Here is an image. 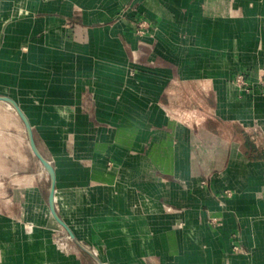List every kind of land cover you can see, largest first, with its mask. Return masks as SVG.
Returning a JSON list of instances; mask_svg holds the SVG:
<instances>
[{"label": "crops", "instance_id": "crops-1", "mask_svg": "<svg viewBox=\"0 0 264 264\" xmlns=\"http://www.w3.org/2000/svg\"><path fill=\"white\" fill-rule=\"evenodd\" d=\"M12 1L0 95L49 147L77 239L106 264H264V0ZM26 155L0 198V264H91L52 244L64 227Z\"/></svg>", "mask_w": 264, "mask_h": 264}, {"label": "rangeland", "instance_id": "rangeland-1", "mask_svg": "<svg viewBox=\"0 0 264 264\" xmlns=\"http://www.w3.org/2000/svg\"><path fill=\"white\" fill-rule=\"evenodd\" d=\"M21 1L25 0H13L12 2L19 3ZM15 12V10L11 11L12 15ZM0 80H3L2 76H0ZM24 128L25 125L14 108L6 102L0 101V198L3 197V194L6 193L7 190L16 188L14 182L24 177L25 170L28 169V177H30L29 169H35V165L31 166L26 159V154H30L33 159L32 162H35L36 166H40L41 164L30 149L28 137ZM37 141L45 153L43 156L48 160L47 157H50V154H48L46 150L48 149L49 151V147L43 145L41 140ZM10 169H12V171H10ZM43 174L49 184L50 176L45 168H43ZM26 232L31 234L32 229L26 230ZM51 240L57 251L65 256H78L80 252L84 254L69 238L67 231L61 226L59 230L52 231ZM1 255L2 254H0V256ZM91 264H96V262L91 259Z\"/></svg>", "mask_w": 264, "mask_h": 264}, {"label": "water", "instance_id": "water-1", "mask_svg": "<svg viewBox=\"0 0 264 264\" xmlns=\"http://www.w3.org/2000/svg\"><path fill=\"white\" fill-rule=\"evenodd\" d=\"M0 101L8 103L11 107L14 108L15 112L18 114V116L22 119L24 125L26 134L28 137V142L30 149L32 153L38 158L43 168L46 169L47 173L50 176V192H49V202L51 206V211L54 215V217L57 219V221L65 228L67 231L69 238L85 253H87L95 262L96 264H106L103 262L90 248L82 244L77 237L74 235V233L59 219L57 216L55 210H54V191H55V172L53 169V166L49 160H47L39 151L37 148V145L34 140L33 131L30 122L28 121L27 117L23 113L20 106L17 104L15 100L8 96L0 95Z\"/></svg>", "mask_w": 264, "mask_h": 264}, {"label": "built area", "instance_id": "built-area-1", "mask_svg": "<svg viewBox=\"0 0 264 264\" xmlns=\"http://www.w3.org/2000/svg\"><path fill=\"white\" fill-rule=\"evenodd\" d=\"M145 22H139L138 23V32L139 33H142V29L145 27ZM258 83L261 85L262 87V91H263V94H264V68H262L260 70V75H259V78H258ZM235 84L239 87V89L245 91V92H248L250 91V83L249 81L247 80V78L245 77L244 74H237L235 76ZM32 229V226L31 225H28L27 227V230H31ZM234 249L235 250H239V248L237 246H234Z\"/></svg>", "mask_w": 264, "mask_h": 264}]
</instances>
